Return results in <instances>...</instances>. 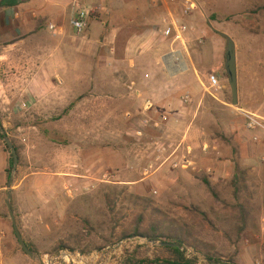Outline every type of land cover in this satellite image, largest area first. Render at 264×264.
<instances>
[{
	"label": "rangeland",
	"instance_id": "1",
	"mask_svg": "<svg viewBox=\"0 0 264 264\" xmlns=\"http://www.w3.org/2000/svg\"><path fill=\"white\" fill-rule=\"evenodd\" d=\"M189 1L171 0L173 7L180 10ZM193 1L198 8L190 17L196 30L191 31L189 49L196 62L198 84H191L184 72L176 82L177 97L174 108L169 109L170 120L160 129L148 127L141 137L134 135L128 112L139 117L142 110L133 98L125 103L115 94L127 89L122 86L124 81L112 84L114 80H110L111 71L125 70L118 66L106 67V59L100 55L94 67L99 79L90 88L96 89V94L86 105L76 108L77 118L71 115L62 122L56 114L51 115L52 122L41 125L46 133L28 126V122L44 118V113L15 111L13 105L24 96L13 93L26 86L29 75L40 65L30 64L28 54L32 49L27 42L23 41L21 48L0 45V119L7 134L18 143L22 155L13 180L12 204L25 241L35 245L38 254L53 257L69 251L85 257L84 263L77 259L71 264H131L136 251L139 256L153 259L156 248L162 245L160 241L143 236L121 238L131 223L139 219L149 200L151 206L143 225L152 220L162 225L163 230L188 233L191 240L205 243L211 253L223 260L235 257L239 264H264V148L260 144L263 132L258 133L260 140L254 141L241 112L245 110L244 105L254 106L264 99V77L255 85L249 71L252 43H264V0ZM93 18L103 22L107 19L103 13ZM29 22L27 18L26 23ZM46 24L48 27L50 23ZM220 32L230 35L237 45L239 99L244 101L241 104L239 100L238 106L233 104L225 69L227 39ZM19 35L4 43L24 40L30 34L20 32ZM144 58L142 68H149L153 57L145 55ZM166 66L172 75L188 69L187 63L184 70L173 72ZM212 75L219 78L220 88L211 87ZM147 82L142 80L143 84ZM188 92L194 96L192 104L181 102ZM105 93H114V97L108 98ZM110 105L112 111L105 110ZM58 132L83 143L85 149L93 140L108 146L106 152L112 165L98 179L55 180L52 189L42 182V190L34 192L30 175L56 172L69 156L49 141ZM239 136L251 140L252 144L238 145ZM25 137L27 143L22 140ZM32 144L36 147L32 148ZM249 153L254 155L253 159L241 158ZM175 162L179 163L177 168L173 166ZM237 163L246 172L245 180L239 184L234 180L239 171ZM9 166L10 153L0 136V187L4 186L0 191V229L5 233L0 240V264H40L24 252L14 233L6 204L11 177L7 172ZM71 185L78 191L70 193ZM239 188L245 190L240 198L235 193ZM24 190L31 198V204L26 202L27 207L22 203ZM245 199H249L251 211L247 227L240 231L244 222L238 204ZM62 243L76 249L56 250ZM187 250L188 255H198L200 264H204V255L192 247Z\"/></svg>",
	"mask_w": 264,
	"mask_h": 264
},
{
	"label": "crops",
	"instance_id": "2",
	"mask_svg": "<svg viewBox=\"0 0 264 264\" xmlns=\"http://www.w3.org/2000/svg\"><path fill=\"white\" fill-rule=\"evenodd\" d=\"M188 5L183 4L180 10L173 7L171 0H0V45L21 48L22 42H27L26 45L32 49L28 54L30 64L40 65L29 75L24 88L12 92L14 95L18 94V97L24 96V99L13 105V109L44 113V118H39L40 121L27 124L40 132L43 130L39 125L43 121L47 124L52 122L53 117H49L51 115L56 114L57 119L62 122L71 115V118H77L75 110L86 105L90 97L96 94V89L90 88L96 85V80L99 79V73L94 71L99 55L100 58L106 59V67L118 66L125 70L109 73L110 80H114L112 84L120 80L124 81L122 86H127L122 93H115L122 97V101L130 102L133 98L141 110L148 101L169 109L174 108L178 78L185 72L184 76L190 79L191 84H198L196 62L189 49L192 33L188 31L183 34L182 39H177L173 27L175 21L194 25L190 17L197 9L190 10L189 14L185 15ZM92 6L98 7V11L94 13L97 17L103 13L107 19L104 22L96 20L93 14L87 30L81 36L76 35L71 19L75 16L77 7ZM27 18L30 20L29 24L26 23ZM42 21L57 24L60 35L54 36L46 23L41 24ZM168 27L174 29L172 37H166L163 33ZM20 32L30 35L24 40L4 43L20 37ZM251 49L249 71L251 80L258 85L264 77V43H252ZM176 52L183 55L188 69L172 75L167 70L166 58ZM145 55L153 57L149 68H142L141 65ZM143 79L148 82L143 84ZM88 84L89 88L86 89ZM113 94L105 93L108 98L114 97ZM239 100L242 104L243 100ZM257 103L254 106L243 104L242 108L254 111L253 113L264 118V99ZM112 108L110 105L105 110L112 111ZM247 131L252 138L254 133ZM43 132L46 133L45 130ZM62 134L58 132V140L49 138V141L59 145L61 151L69 154L66 164L63 163L64 166L56 172L32 173L30 176L34 192L42 190V182L52 189L55 180L85 182V179H98L99 176L105 175L112 165L106 152L108 146L93 140L90 141L91 145H87L88 149H85L83 143L72 141L66 134ZM260 136L261 148H264V134L260 133ZM238 138V145L252 144L251 140L246 141L241 136ZM22 140L24 143L28 142L26 137ZM35 147L36 145L32 144V148ZM241 156L242 159H253L254 155L249 153L247 156ZM47 157L46 159H50ZM1 169L3 177L4 164ZM3 189L4 186H1L0 191ZM22 193L23 206L27 207V203L31 204V198L25 190Z\"/></svg>",
	"mask_w": 264,
	"mask_h": 264
},
{
	"label": "trees",
	"instance_id": "3",
	"mask_svg": "<svg viewBox=\"0 0 264 264\" xmlns=\"http://www.w3.org/2000/svg\"><path fill=\"white\" fill-rule=\"evenodd\" d=\"M1 7V6H0ZM227 76V75H226ZM228 77V76H227ZM1 122V119H0ZM46 122L43 121L39 126L45 124ZM0 128H3V125L1 123ZM1 138L4 140L3 134L0 132ZM55 136L58 138V133H55ZM56 138V140H58ZM14 145L16 146L18 155H19V164L21 165V160H22V155H21V148L17 145V143L12 140ZM6 148L10 153V166L9 169L7 170L9 176L12 173L13 167H14V157L13 154L9 148V146L6 144ZM237 170L238 173L235 175V181L237 184L240 182H243L245 180L246 172L242 167L237 163ZM206 182L209 187L213 188L212 183L206 179ZM245 192V190L239 188L235 191L236 196L240 198ZM251 200V198H249ZM249 199H245L241 204H238L240 207V210L242 212V217H243V222L244 226L240 228V231H243L247 225H248V220H249V212L251 211V207H248L250 205ZM151 206L150 201L148 200V205L143 207L142 213L136 221L132 222L130 225V229L123 232L121 235V238L124 237H134V236H143L149 238L151 241H160L162 243L161 246L157 247V253L155 254V257L153 259L149 257H143L139 256L138 251H136L131 260V264H200V258L196 254H191L188 255V247H192L193 250L197 251L198 253H201L202 255L205 256V262L204 264H239L235 257H231L230 259L223 260L222 258L216 256V254L211 253L208 250V246L197 240H191L190 234L184 235L181 232L174 231L170 232L168 231L169 229L163 230L162 225L157 224L155 221L150 220L148 224L145 226L143 223L145 222V216L147 215L148 208ZM151 216V214H150ZM15 233V231H14ZM164 243H175L177 244L176 246H170V245H164ZM28 246L34 253H38V248L33 245L28 243ZM61 248H70L72 250H75V247H72L71 245L67 243H62L58 249Z\"/></svg>",
	"mask_w": 264,
	"mask_h": 264
},
{
	"label": "built area",
	"instance_id": "4",
	"mask_svg": "<svg viewBox=\"0 0 264 264\" xmlns=\"http://www.w3.org/2000/svg\"><path fill=\"white\" fill-rule=\"evenodd\" d=\"M189 5L185 9V15H188L190 10L197 9L198 4L190 0ZM98 11V7H77L76 14L71 19V25L75 30L76 35L81 36L89 27V19L90 16ZM173 27L175 28V34L177 39H182L183 34L188 31H195V27L193 25H189L186 23H178L175 21L173 23ZM49 30L54 36L60 35V28L55 23L49 24ZM173 30L172 27H168L166 30H164V35L166 37H172L173 36ZM200 42H203V39H200ZM210 84L213 88H220V80L216 75H212L210 78ZM194 96L191 93H186L182 96L181 102L192 104L194 103ZM243 115L246 119V128L247 130L253 132V140L258 142L260 140L258 133L263 132L264 133V118L260 115L247 111V110H241ZM129 116L131 118V125L134 129V135L136 137H141L145 134V131L148 127H153L154 129H160L162 126L167 123L170 120V114H169V108H167L164 105H159V103H154L153 101H148L146 105L144 106L141 116L139 117H133L131 113H129ZM154 116V117H153ZM208 145H205V148H207ZM165 150V148H163ZM172 154L171 156H173ZM171 158V157H169ZM186 161V160H185ZM175 168L179 166L178 162H175L173 165ZM149 172V171H147ZM78 191V188H75L73 185L69 187V192L73 193V191ZM5 236V233L3 231H0V239ZM42 261H38L40 264H63L64 262L71 264V262H76L77 259H80V262L84 263V256H81L80 253H71L69 251H62L57 256L50 257V255H41Z\"/></svg>",
	"mask_w": 264,
	"mask_h": 264
},
{
	"label": "water",
	"instance_id": "5",
	"mask_svg": "<svg viewBox=\"0 0 264 264\" xmlns=\"http://www.w3.org/2000/svg\"><path fill=\"white\" fill-rule=\"evenodd\" d=\"M220 33L222 36H224L227 39L226 53H225V69H226L229 84L232 90L233 104L235 106H238L239 104V75H238L237 45H236L235 40L230 35L224 32H220ZM0 125H1V122H0ZM0 131L3 134L5 142L9 146L13 154V157H14V167H13L11 177L8 183L9 191H8V196L6 200V204L9 209L11 219L13 221L14 231H15L16 237L22 249L24 250V252L31 258L42 261L41 255L38 253H34L28 246L17 223V218H16V215L13 209L12 199H13V180H14V176L17 172L18 165H19V155H18L16 146L14 145L10 136L7 134L6 130L4 128H0ZM164 245L176 246L177 244L164 243Z\"/></svg>",
	"mask_w": 264,
	"mask_h": 264
},
{
	"label": "bare ground",
	"instance_id": "6",
	"mask_svg": "<svg viewBox=\"0 0 264 264\" xmlns=\"http://www.w3.org/2000/svg\"><path fill=\"white\" fill-rule=\"evenodd\" d=\"M181 55L182 54L176 52V54L173 53V54H170L169 56H167L166 62L168 64L171 72L177 71V70H182V69L184 70L187 67L185 60H184V57H183V55L182 56Z\"/></svg>",
	"mask_w": 264,
	"mask_h": 264
}]
</instances>
